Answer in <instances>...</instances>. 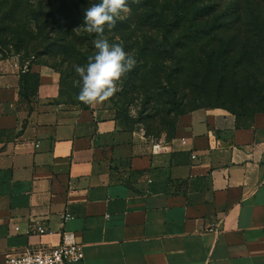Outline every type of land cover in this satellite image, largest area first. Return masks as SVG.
Returning a JSON list of instances; mask_svg holds the SVG:
<instances>
[{"label": "crops", "instance_id": "obj_1", "mask_svg": "<svg viewBox=\"0 0 264 264\" xmlns=\"http://www.w3.org/2000/svg\"><path fill=\"white\" fill-rule=\"evenodd\" d=\"M33 68L26 102L0 59V264L65 237L84 252L67 264H264V111L201 107L152 138L103 101H55L59 72Z\"/></svg>", "mask_w": 264, "mask_h": 264}, {"label": "trees", "instance_id": "obj_2", "mask_svg": "<svg viewBox=\"0 0 264 264\" xmlns=\"http://www.w3.org/2000/svg\"><path fill=\"white\" fill-rule=\"evenodd\" d=\"M22 1L0 0V14H3L0 31L17 22ZM222 1L127 0L129 10L121 13L114 27H105L103 38L119 43L136 60L133 69L120 78L124 91H139L145 104L152 102L159 107L151 116L152 120L157 118L153 124H147L145 135L152 133L159 138L165 131L166 138H171L178 116L201 107H223L236 116L241 115L219 102L200 103L208 94L220 99V89L227 82H237L242 68L250 66L254 72L261 71L264 0H245L241 7L232 4L225 7ZM95 2L98 0H39L32 4L35 8L29 9L26 16L39 24L36 39H40L42 54L61 56L69 66L85 65L88 57L97 51L93 45L97 34L86 31L83 14ZM19 32L34 35L26 26H19ZM23 65L20 64V93L22 99H27L37 93L39 72L32 64L27 69ZM36 65H47L59 72L60 90L71 80L68 68L48 62ZM250 77L255 84L261 81L264 85V78ZM190 88L191 93L186 94ZM260 111L264 109H252L244 123L249 124Z\"/></svg>", "mask_w": 264, "mask_h": 264}, {"label": "rangeland", "instance_id": "obj_3", "mask_svg": "<svg viewBox=\"0 0 264 264\" xmlns=\"http://www.w3.org/2000/svg\"><path fill=\"white\" fill-rule=\"evenodd\" d=\"M7 4L5 1H3ZM39 2V0H23L19 15L17 16V22L12 24L11 27L2 29L0 31V59L1 58H15L19 64L24 63L23 69H27L28 64L34 63L39 64L43 62H48L50 65L58 66L60 68H68V74L70 75V81L66 82L65 87L60 90L58 89V95L55 97V101L63 102L69 105H86L85 103L76 99V94L79 91V75L75 71V65L64 63L61 56L53 57L49 54H42V46L39 44L40 39H36L40 30L37 28L39 24L34 22L26 13L32 7V4ZM223 5L227 7V4H232L236 7H241L244 5L245 0H223ZM241 5V6H240ZM6 7L3 9L5 11ZM234 9V8H233ZM2 10V9H1ZM129 9H127L128 11ZM3 17L1 12L0 19ZM30 20V21H29ZM22 24H18V23ZM19 26H26L34 35L30 33H20ZM45 33L47 32L44 31ZM26 36V39L25 37ZM119 42L118 38L115 39ZM115 42V41H114ZM251 62V61H249ZM242 68V73L239 74L237 82H227L220 89L221 97L217 99L215 94H208L207 99H203V102H210L215 104L217 102L223 104L227 108H233L241 115L236 116L239 123H244L250 118V112L252 109H264V85L259 82L258 84L253 82V78L250 76L255 75L263 80L264 78V66H262L261 71L254 72L252 68ZM240 71V72H241ZM251 74H248L252 72ZM247 78H250L249 80ZM253 79V80H252ZM251 80V81H250ZM123 81L120 79L118 81V90L109 98L103 102L114 109L116 116L119 117L121 125L129 129L140 130L144 133L147 130V124H152L157 117H152L158 112L159 107L154 103H144V96L139 91H134L133 93H127L122 88ZM71 88V89H70ZM191 93V88L186 89V94ZM260 94V95H259ZM24 101H30L29 98L23 99ZM201 102V101H200ZM158 107V108H157ZM234 114V113H233ZM149 137H154V134L150 133ZM167 136L165 131H162L160 137Z\"/></svg>", "mask_w": 264, "mask_h": 264}, {"label": "clouds", "instance_id": "obj_4", "mask_svg": "<svg viewBox=\"0 0 264 264\" xmlns=\"http://www.w3.org/2000/svg\"><path fill=\"white\" fill-rule=\"evenodd\" d=\"M128 7L127 0H98L84 9L83 21L87 32L97 34L93 45L97 50L88 57L85 65H75L79 75V91L76 99L94 104L111 97L118 90V81L136 64L119 43L103 38L105 27L115 26L121 13Z\"/></svg>", "mask_w": 264, "mask_h": 264}, {"label": "built area", "instance_id": "obj_5", "mask_svg": "<svg viewBox=\"0 0 264 264\" xmlns=\"http://www.w3.org/2000/svg\"><path fill=\"white\" fill-rule=\"evenodd\" d=\"M156 143L155 146H158ZM39 233H45L47 228L42 224L36 226ZM83 247L73 239L65 237L58 245H47L38 248H26L7 254L5 264H67L70 261L82 259Z\"/></svg>", "mask_w": 264, "mask_h": 264}]
</instances>
